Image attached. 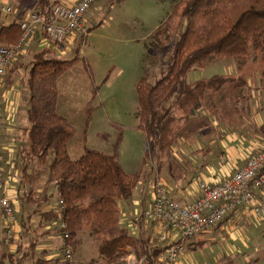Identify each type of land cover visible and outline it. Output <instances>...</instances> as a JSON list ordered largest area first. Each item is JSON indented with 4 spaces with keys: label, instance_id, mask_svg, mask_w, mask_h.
<instances>
[{
    "label": "trees",
    "instance_id": "16d2710c",
    "mask_svg": "<svg viewBox=\"0 0 264 264\" xmlns=\"http://www.w3.org/2000/svg\"><path fill=\"white\" fill-rule=\"evenodd\" d=\"M180 4L182 29L162 61L164 67L158 78L153 82L142 78L135 85L138 128L144 132L147 142L144 158L150 159L157 171L172 163L174 127L177 118H184L193 111L195 104L187 105L190 97L198 99L197 95L209 88V80L186 83L183 77L187 70L211 60L250 61L257 57L260 66L258 85L264 89V0H181ZM38 8L42 16L50 14L47 0H40ZM20 35L18 23L2 26L0 44L11 46ZM76 56L58 58L42 48L32 53L26 69L23 82L26 128L18 157L23 177L19 184L26 180L29 184L17 196L22 211L19 215L15 211V216L21 231L12 243V251L3 243L5 217L0 209L3 216L0 264H46L37 255L36 247L40 238L49 232L42 230L43 225L59 219L65 222L73 251L79 244L78 233L84 230L89 232L97 244L99 256L107 264H119L126 248L133 251L137 260L142 259L143 264H161L158 256L166 246L155 238L150 240L145 235L132 233L120 222L119 201L131 197L144 174H128L119 164L122 129H118L110 154L85 149L76 159L69 156L67 147L75 128L56 111L57 79L77 60ZM243 77L236 80L214 75L211 78L223 85L227 83L229 92L230 88L234 90L239 86L238 81ZM90 113L88 106L84 128L89 123ZM259 134L264 140V122L259 127ZM27 169H33V178L28 179L25 175ZM150 173L151 168H148L146 176ZM40 181L43 185L38 192ZM52 201L57 203L56 207L44 210L43 206ZM60 207L61 211L57 209ZM37 215L39 221L35 226L30 219ZM50 231L59 236L62 232L54 223ZM187 249L195 251L197 248L191 243Z\"/></svg>",
    "mask_w": 264,
    "mask_h": 264
},
{
    "label": "crops",
    "instance_id": "0c3cea01",
    "mask_svg": "<svg viewBox=\"0 0 264 264\" xmlns=\"http://www.w3.org/2000/svg\"><path fill=\"white\" fill-rule=\"evenodd\" d=\"M39 1L40 0H0V5H9L12 7V13L3 19V26L6 27L12 22L18 23L28 12H31L32 10H39ZM47 1L49 2L50 7H52V5L58 3L71 5L77 0ZM128 1H135L139 3L137 6L133 7L134 10H138L143 7L144 0H97L91 6L92 8L90 10L93 9L100 12L104 8L103 6L113 8L118 5H123ZM90 10H87L83 16L82 31L75 32L74 34L68 36L62 44H56L50 40V38L45 35L39 27H36L28 44L19 53L16 60L12 62L6 74L0 79V152L3 155L2 178L4 191L12 201L15 211H18V215L22 211V208L20 207V202L18 201L17 196L21 193L22 189L26 188L29 184L27 180L21 185L19 184L21 180H23V177H21L22 163L18 157V148L24 145L23 131L26 128V90L23 83L26 69L29 67L32 53L39 49L46 48L51 56L58 58H63L62 56L66 55L67 52L72 51L75 43L74 40L78 38L80 33H83L86 25L88 24ZM132 19L135 24H138L140 21H144L142 16L136 13H133ZM161 23V20H158L145 34V38L158 31ZM135 31L136 30L132 33L131 41L138 42L145 39L142 34H137ZM148 48L149 46L144 49L148 50ZM144 55L145 53L143 52V56ZM84 60L85 59H83V62ZM220 62L221 60H211L209 64L205 66H194L185 73L183 78L186 83H193L198 80H209V88L198 94V99L190 97L187 105L194 103L195 106L193 111L184 118H177V122L174 127V143L171 148L172 163L170 166L169 164L163 165V169L161 171H157L160 179L167 186L169 196L171 198H175L182 204L192 202L199 196V183L203 182L210 185L220 183L243 166L244 161L249 154L264 149V140L259 134V127L264 122V103L261 101V93H259L258 87L250 84V81L249 83L244 82L246 91L249 92V98L246 99L245 105V109H247L246 112L248 114L244 115L242 112H237L236 118L233 119L236 122L235 126L229 124V121L233 120H230L229 118L228 105L221 102V98L228 93V88H226L227 83L223 85L217 80L213 81L211 77L216 75L237 80V78L242 77V75L240 73L232 74L229 66L222 64L217 65ZM76 67L80 68L79 66ZM88 72L90 73V70H88ZM57 81L59 80L57 79ZM216 85H222V87H215ZM187 93H190V91H187ZM60 97L61 94L58 98L57 85L56 111L58 114L65 117L68 122L71 120L79 124L82 120V112H84L83 123L80 130L81 143L83 151L85 149H92L93 147L86 146L88 129L92 120H94L92 113H90L91 117L87 127L84 128L86 109L89 104L85 102L83 105V111H79L75 108L72 102L70 103L69 99L62 102ZM136 111L137 106L135 110H133V118L136 121L133 128L137 129V132H141L143 134L145 147L143 149L141 148L139 151L141 157L140 166L138 168L136 167L134 172L128 174L140 172H144V174L135 187L131 197L119 201L120 222L122 225L127 224L132 233L136 235L142 234L149 237L150 240H154L157 231V227L154 224L148 223L135 225L132 222L133 214L149 206L152 196V184L154 181L152 171L149 176H146L147 171H143L146 138L144 132L138 128ZM119 128L122 129V143L123 126L120 123H117L116 135ZM98 134L100 135L101 133ZM103 137L105 136L103 135ZM110 145L112 146V143H110ZM121 158L122 153L120 151L119 164L123 169L121 165ZM25 175L28 176V179L33 178V169H27ZM34 182L35 181L31 183L34 184ZM42 185L43 181H40L37 189L38 192L41 190L40 186ZM255 197L256 199L264 201V186L255 191ZM56 205L57 203L52 201L47 205H44L43 209H54ZM230 219H233L235 224L251 220L257 222V226L255 227L259 228L258 220L255 218L251 209L249 207H240L230 213L223 220V223L216 224L205 230L203 233L186 240L184 242L185 249L191 243H195L196 248H198L199 245L197 244V241H200V238L219 239V236L221 234L223 235L224 232H230L232 229L231 225L228 227L225 226ZM38 221V215L30 219V223H35V226ZM2 227L3 216L0 210V232L2 231ZM52 227V224L43 225L42 230H49V232L40 238L36 247V252L39 257L47 262L46 264H60L61 257L59 258L55 250H61L63 240L59 235L50 231L52 230ZM223 228L225 229L224 232ZM20 231L21 225L19 222L17 223L18 234ZM79 233L77 236L78 243L80 238ZM9 249L12 251L14 250V247L10 246ZM190 252L194 251L191 250ZM183 256L184 255L181 254V256L178 257L179 262Z\"/></svg>",
    "mask_w": 264,
    "mask_h": 264
},
{
    "label": "rangeland",
    "instance_id": "374dc122",
    "mask_svg": "<svg viewBox=\"0 0 264 264\" xmlns=\"http://www.w3.org/2000/svg\"><path fill=\"white\" fill-rule=\"evenodd\" d=\"M180 3L181 0H144L143 7L134 10L133 7L139 3L128 1L113 8L103 6L100 12L90 10L91 7L84 32L74 40L72 51L62 56L63 59H67L77 55V61L58 78V98L61 94L62 102L69 99L79 111H83L85 102L92 108L94 120L89 126L86 140V146L93 147L92 150L97 149L96 151L109 154L110 143L114 141L117 132L116 125L120 123L123 126L121 165L127 173L134 172L136 167L140 166L139 151L145 147L143 134L133 128L136 123L133 110L137 106L135 85L142 78L149 82L158 78L164 67L162 61L170 53L182 29L179 17ZM133 13L142 16L144 21L135 24L132 19ZM158 20L162 22L160 29L145 38V34ZM95 23L96 26L92 28ZM134 30L145 39L131 41ZM147 46L149 51L144 49ZM76 48L78 49L75 53ZM209 63L210 61L203 65ZM220 64L229 66L232 74L240 73L245 76L238 81L240 82L238 87H234V90L230 88L227 95L221 98V102L228 105L230 120L236 118L237 112L248 114L245 105L249 92L246 91L244 82L250 81V84L258 87L261 101L264 103V89L258 85L260 66L257 57L251 58L250 61L223 59L217 65ZM105 79L107 80L103 83ZM82 113L79 124L69 120L76 129L75 136L68 143L71 159L78 158L83 152L80 138L84 117V112ZM229 124L235 126L236 122L229 121ZM149 161L144 158L143 171L150 168L146 166L150 164ZM256 201L254 206H264L261 199ZM249 208L252 211V208ZM254 216L258 220L259 228L255 227L257 222L251 220L235 224L233 219H230L225 225L227 227L231 225L230 232H224L223 228L224 234H221L219 239L200 238L196 251L190 252L184 248V252L181 253L184 256L180 262L178 258L174 264H264V217L256 214ZM124 225L128 227L127 224ZM79 236V244L73 251L71 264H107L99 256L97 244L89 232L80 231ZM55 251L62 259V250ZM255 258L260 259L254 261ZM131 263V255L119 261V264Z\"/></svg>",
    "mask_w": 264,
    "mask_h": 264
},
{
    "label": "built area",
    "instance_id": "2783aa9c",
    "mask_svg": "<svg viewBox=\"0 0 264 264\" xmlns=\"http://www.w3.org/2000/svg\"><path fill=\"white\" fill-rule=\"evenodd\" d=\"M95 2L96 0H77L71 5L54 4L47 17L42 16L39 10L28 12L18 22L21 30L18 41L11 46L0 44V79L28 44L36 27H39L56 44H62L68 36L82 31L83 16ZM11 13V6L0 5V33L3 19ZM2 162L3 155L0 152V209L5 217L2 239L3 243L10 248V246L14 247L12 243L16 240L17 221L14 205L4 191ZM149 162L150 164L146 166L151 168L154 175L151 200L147 208L133 214L132 222L135 225L139 222L151 223L157 227L155 239L166 246L158 256L161 264L176 263L186 240L220 223L237 208L251 207L254 214L264 217V206H254V202H257L255 191L264 186V149L249 154L243 166L220 183L214 185L199 183V196L185 204L169 196L167 186L160 179L151 161ZM57 209L61 211V207ZM53 223L57 224L62 231L60 235L63 240L61 264H66L72 259L73 247L68 241L65 222L59 219ZM127 255L132 257L131 264H143L142 259L137 260L129 248H126L125 256Z\"/></svg>",
    "mask_w": 264,
    "mask_h": 264
},
{
    "label": "bare ground",
    "instance_id": "6f19581e",
    "mask_svg": "<svg viewBox=\"0 0 264 264\" xmlns=\"http://www.w3.org/2000/svg\"><path fill=\"white\" fill-rule=\"evenodd\" d=\"M147 143V142H146ZM18 212V211H17ZM262 220V219H261ZM158 262V261H157Z\"/></svg>",
    "mask_w": 264,
    "mask_h": 264
}]
</instances>
